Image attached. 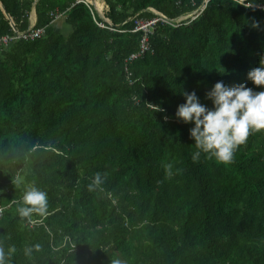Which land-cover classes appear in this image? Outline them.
<instances>
[{
	"label": "trees",
	"instance_id": "1",
	"mask_svg": "<svg viewBox=\"0 0 264 264\" xmlns=\"http://www.w3.org/2000/svg\"><path fill=\"white\" fill-rule=\"evenodd\" d=\"M77 1L0 0V37L27 30L32 10L47 26L0 48V247L16 248L6 264H264V133L227 165L194 162V125L175 115L183 91L209 108L217 82L264 91L247 78L264 57V0H103L114 30ZM203 6L178 27L159 23L126 73L137 18ZM33 186L48 212L29 222L17 208Z\"/></svg>",
	"mask_w": 264,
	"mask_h": 264
},
{
	"label": "clouds",
	"instance_id": "2",
	"mask_svg": "<svg viewBox=\"0 0 264 264\" xmlns=\"http://www.w3.org/2000/svg\"><path fill=\"white\" fill-rule=\"evenodd\" d=\"M247 78L257 88L264 89V57L260 60V66L249 71ZM182 95L186 102L178 106L175 115L184 124L194 125L190 128V138L194 140L197 149L192 156L194 162L203 153L217 164L227 165L233 161L236 151L246 144L252 134L264 133V91L255 92L243 83L228 87L222 81L217 82L206 93V99L212 103L211 108L200 102L195 91H183ZM172 167L171 163L164 165L167 177L172 176ZM103 183V174L97 172L89 184V190L100 188ZM17 212L22 220L27 219L29 222H34V214L46 216L47 193L35 186L30 187L23 193ZM33 249L39 251L40 245L27 248L25 255L30 256ZM15 252V246L9 247L7 254L0 247V264H6V257L10 258ZM112 264H121V261L114 260Z\"/></svg>",
	"mask_w": 264,
	"mask_h": 264
},
{
	"label": "built area",
	"instance_id": "3",
	"mask_svg": "<svg viewBox=\"0 0 264 264\" xmlns=\"http://www.w3.org/2000/svg\"><path fill=\"white\" fill-rule=\"evenodd\" d=\"M241 1L243 2L245 0H241ZM77 2L86 4L92 10L93 16H94V12L98 14V16L101 15V18L105 21V23H97L99 27L107 28L109 30H114L111 21L105 17L106 13H104V11L101 12L98 11L97 7L94 4V0H78ZM204 8L205 6L201 7L199 10L195 11V13H193V15L191 16H182L175 20H171L164 14L159 13L153 9L150 10L155 15L153 18H137L134 21L135 29L132 30L131 32L133 33L140 32L142 34V37L138 51L133 53L126 61V66H125L126 73L129 75L128 65L132 64L139 57H141L148 51L150 52L152 50L150 44V37L159 23L162 25L178 27L180 23H182L187 19H191V20L195 19L198 16V14L201 12V10ZM262 9L264 10V8ZM51 16L54 18L53 22L61 20L65 17L59 12L51 13ZM46 32H47V26L37 28L35 27V25H30V27L25 31H18L17 29H15L13 31V34H7L0 37V48L1 49L7 48L10 45H12L14 42L20 40L29 41V42L36 41L38 39L43 38L46 35Z\"/></svg>",
	"mask_w": 264,
	"mask_h": 264
},
{
	"label": "crops",
	"instance_id": "4",
	"mask_svg": "<svg viewBox=\"0 0 264 264\" xmlns=\"http://www.w3.org/2000/svg\"><path fill=\"white\" fill-rule=\"evenodd\" d=\"M97 1H99V0H97ZM101 1H102V3H104L103 0H101ZM101 1H100V4H101ZM104 5H106V4L104 3ZM104 5H103V10L105 8ZM36 20H37V16H36L35 10H32L31 15H30V24L31 25H35L36 24ZM57 23H58L59 26H61L63 24L62 20H58Z\"/></svg>",
	"mask_w": 264,
	"mask_h": 264
},
{
	"label": "rangeland",
	"instance_id": "5",
	"mask_svg": "<svg viewBox=\"0 0 264 264\" xmlns=\"http://www.w3.org/2000/svg\"><path fill=\"white\" fill-rule=\"evenodd\" d=\"M94 4H95V6L97 7V9H98V11L99 12H101L100 10H99V8H98V4H97V0H94ZM103 5H104V3H103ZM108 8H106V5H105V8H104V13H106V10H107ZM193 13H195V12H192V13H190V14H187V15H185V16H191V15H193ZM100 17H101V15H100Z\"/></svg>",
	"mask_w": 264,
	"mask_h": 264
},
{
	"label": "bare ground",
	"instance_id": "6",
	"mask_svg": "<svg viewBox=\"0 0 264 264\" xmlns=\"http://www.w3.org/2000/svg\"><path fill=\"white\" fill-rule=\"evenodd\" d=\"M100 1H101V0H99V2H100ZM98 8H99L100 11H103V3H102V1H101V4H99Z\"/></svg>",
	"mask_w": 264,
	"mask_h": 264
}]
</instances>
